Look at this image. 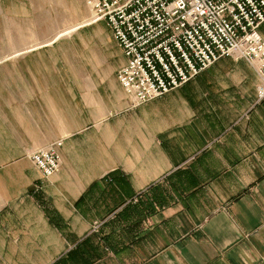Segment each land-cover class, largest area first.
Segmentation results:
<instances>
[{
    "label": "crops",
    "instance_id": "crops-1",
    "mask_svg": "<svg viewBox=\"0 0 264 264\" xmlns=\"http://www.w3.org/2000/svg\"><path fill=\"white\" fill-rule=\"evenodd\" d=\"M84 34L86 56L79 31L0 52V264H264L254 68L223 58L133 108L111 32ZM58 142L45 178L32 155Z\"/></svg>",
    "mask_w": 264,
    "mask_h": 264
},
{
    "label": "built area",
    "instance_id": "built-area-1",
    "mask_svg": "<svg viewBox=\"0 0 264 264\" xmlns=\"http://www.w3.org/2000/svg\"><path fill=\"white\" fill-rule=\"evenodd\" d=\"M93 23L105 22L122 49L118 79L132 107L148 103L223 58L244 60L264 99V0H86ZM62 142L32 155L45 178L62 163Z\"/></svg>",
    "mask_w": 264,
    "mask_h": 264
},
{
    "label": "rangeland",
    "instance_id": "rangeland-1",
    "mask_svg": "<svg viewBox=\"0 0 264 264\" xmlns=\"http://www.w3.org/2000/svg\"><path fill=\"white\" fill-rule=\"evenodd\" d=\"M75 28L73 32L83 33V40L79 39L76 42L78 53L85 56L89 54V50L84 49L82 43H95L97 40L92 38L84 40L90 38L84 33L100 30L111 32L105 22L93 23V16L86 0H0L1 53L9 44L12 45L13 51L31 48L49 43L57 39L59 34ZM9 34H12L11 39ZM67 35L69 34L61 37ZM43 51L45 50H41ZM220 62L246 63L244 60L235 61L229 58H224Z\"/></svg>",
    "mask_w": 264,
    "mask_h": 264
},
{
    "label": "bare ground",
    "instance_id": "bare-ground-1",
    "mask_svg": "<svg viewBox=\"0 0 264 264\" xmlns=\"http://www.w3.org/2000/svg\"><path fill=\"white\" fill-rule=\"evenodd\" d=\"M75 30H76V28L73 29V30H68V31H66V32L63 33V34H59V36H57V38H59V37H61V36H63V35H66V34H70V33H72V32L75 31Z\"/></svg>",
    "mask_w": 264,
    "mask_h": 264
},
{
    "label": "trees",
    "instance_id": "trees-1",
    "mask_svg": "<svg viewBox=\"0 0 264 264\" xmlns=\"http://www.w3.org/2000/svg\"><path fill=\"white\" fill-rule=\"evenodd\" d=\"M110 177H112V175H110ZM113 178V177H112Z\"/></svg>",
    "mask_w": 264,
    "mask_h": 264
}]
</instances>
